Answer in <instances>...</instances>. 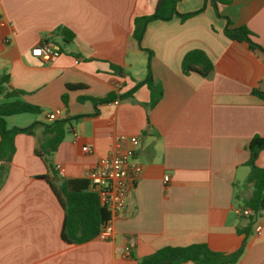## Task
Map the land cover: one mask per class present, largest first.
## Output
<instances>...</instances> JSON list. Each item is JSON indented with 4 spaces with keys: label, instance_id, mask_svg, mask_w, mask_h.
Returning <instances> with one entry per match:
<instances>
[{
    "label": "crops",
    "instance_id": "obj_1",
    "mask_svg": "<svg viewBox=\"0 0 264 264\" xmlns=\"http://www.w3.org/2000/svg\"><path fill=\"white\" fill-rule=\"evenodd\" d=\"M155 4L0 0V77H8L6 87L19 93L17 99L42 111L6 117L7 129L49 114L57 120L83 115L70 120L52 157L55 171L63 169L60 178L85 179L100 158L116 151L129 152L142 167L125 209L113 218L112 236L66 244L60 239L63 210L37 178L47 172L34 155L36 137L16 135L0 188V264H137L160 248L194 244L224 255L243 247L233 264H264V211L246 233L237 232L246 227L242 212L252 195L247 145L264 138V103L252 94L264 93V54L226 38L225 20L202 0H180L179 14L204 8L184 20L149 22L138 45L133 21L151 15ZM219 13L233 27L248 29L264 49V0H232ZM44 44L59 57L43 62L31 54ZM192 50L212 62L205 79L181 72ZM148 71L161 93L153 105L146 85L129 94ZM68 84L85 88L69 91ZM15 99L0 96V103ZM118 136L135 137L138 145L118 143ZM84 146L93 152H83ZM254 165L264 168V149Z\"/></svg>",
    "mask_w": 264,
    "mask_h": 264
},
{
    "label": "trees",
    "instance_id": "obj_2",
    "mask_svg": "<svg viewBox=\"0 0 264 264\" xmlns=\"http://www.w3.org/2000/svg\"><path fill=\"white\" fill-rule=\"evenodd\" d=\"M206 5L211 4L216 16L225 20L226 26L223 34L232 41L247 43L251 51H258L264 54V49L256 44L252 39V33L245 27H233L231 21L219 13L220 6H226L232 0H202ZM180 0H156L154 11L151 15L136 17L133 21L132 38L139 45L146 25L151 21H169L173 17H179L181 20L192 17L203 10L197 12L179 14L176 10ZM203 5V6H204ZM63 35L68 40L72 35L70 32L63 31ZM213 70V65L207 55L201 50H192L187 53L181 61V72L184 75L194 73L205 79ZM7 76L0 77V96L5 99L16 98L13 101L0 103V188L3 186L10 168L14 148V138L18 134L36 137L34 155L39 158L45 168L46 174L37 178L44 180L53 194L55 195L60 207L63 210V222L60 231V239L66 244H82L95 238L100 231V227L110 218V213L99 205L97 196L88 190L86 179L64 180L58 176L53 167L52 157L57 147L62 142L65 134L70 128V120L82 119L83 115L70 119L55 121H38L24 128L7 129L5 118L18 114L40 115L41 109L37 106L28 104L19 99V93L8 91L6 85ZM146 85L151 92V104L161 95L153 85V80L149 71L143 81L136 84L135 88L129 94L133 93L138 87ZM69 91L85 88L81 84H68L65 87ZM252 94L258 97L264 103V93L253 90ZM66 95L62 96V101L66 104ZM95 104L102 102L99 99L92 100ZM38 133V135H37ZM264 149V138L255 136L248 145L250 172L246 179L252 186V195L245 203V207L250 209L252 214L248 216L245 229H237L238 233H246V229L252 226L258 216L264 211V168H257L254 160L260 150ZM62 181V185L58 182ZM243 247L236 252L224 255L209 250L203 244H194L187 247L166 246L160 248L143 258L137 264H233L241 256Z\"/></svg>",
    "mask_w": 264,
    "mask_h": 264
},
{
    "label": "built area",
    "instance_id": "obj_3",
    "mask_svg": "<svg viewBox=\"0 0 264 264\" xmlns=\"http://www.w3.org/2000/svg\"><path fill=\"white\" fill-rule=\"evenodd\" d=\"M31 54L43 62L58 58L60 52L51 44H44L32 49ZM46 120L55 121V114L46 115ZM116 141L128 142L133 146L138 145L135 137L118 136ZM82 151L91 154L93 151L89 147H82ZM59 176H63V169L56 167ZM142 167L138 163H132L131 154L124 151H116L108 156L100 158L95 166L87 171L85 179L88 182V190L97 196L99 205L110 213L109 220L100 227L96 238L101 241L108 240L113 234V218L125 209L127 198L131 192L134 182L140 177ZM168 177H164V182ZM250 209L242 212L243 216H250ZM260 227H255V233H260ZM130 253V249H125V255Z\"/></svg>",
    "mask_w": 264,
    "mask_h": 264
},
{
    "label": "water",
    "instance_id": "obj_4",
    "mask_svg": "<svg viewBox=\"0 0 264 264\" xmlns=\"http://www.w3.org/2000/svg\"><path fill=\"white\" fill-rule=\"evenodd\" d=\"M62 184V181H59L58 185H61Z\"/></svg>",
    "mask_w": 264,
    "mask_h": 264
}]
</instances>
